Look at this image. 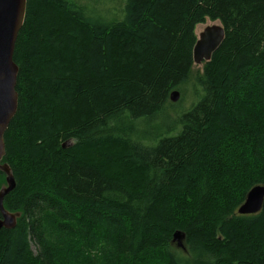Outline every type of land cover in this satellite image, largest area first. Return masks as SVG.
I'll return each mask as SVG.
<instances>
[{"label": "trees", "instance_id": "1", "mask_svg": "<svg viewBox=\"0 0 264 264\" xmlns=\"http://www.w3.org/2000/svg\"><path fill=\"white\" fill-rule=\"evenodd\" d=\"M123 1L112 23L76 0L26 1L2 161L16 184L3 206L20 216L0 230V264H264V206L237 214L264 186V0ZM206 19L225 38L197 101L174 135L143 134L189 81Z\"/></svg>", "mask_w": 264, "mask_h": 264}, {"label": "water", "instance_id": "2", "mask_svg": "<svg viewBox=\"0 0 264 264\" xmlns=\"http://www.w3.org/2000/svg\"><path fill=\"white\" fill-rule=\"evenodd\" d=\"M27 0H0V171L5 175V186L0 189V230L16 227L20 214L4 209L3 199L15 189V179L8 164L2 163L5 157V132L15 116L18 106L16 81L18 67L13 61L17 36L23 26ZM225 38L220 25L207 26L198 36L192 50L193 64L201 66L210 62L213 54L220 48ZM180 98L178 91H172L169 100L176 103ZM65 148V144L62 146ZM264 206V186L257 185L247 194L244 203L237 210L240 216L256 215ZM172 243L182 251L185 247V234L175 232Z\"/></svg>", "mask_w": 264, "mask_h": 264}, {"label": "rangeland", "instance_id": "3", "mask_svg": "<svg viewBox=\"0 0 264 264\" xmlns=\"http://www.w3.org/2000/svg\"><path fill=\"white\" fill-rule=\"evenodd\" d=\"M76 2L83 5V7H86L88 15L92 16V18L100 19L105 22H114V21H120L123 18V8H124V1L123 0H76ZM211 25H220L221 23L219 21H210L209 19H206V21L202 24H199L194 29V34L196 37L207 27ZM201 66L193 65L192 73L189 76V81L183 86H180L174 90L178 91L180 94V98L176 103H172L169 99L167 101V104L165 105V110L161 117L156 120L154 123L147 125L142 123L143 125L139 124L138 129L145 134V132L152 134L154 139H156L159 135H174L177 133L180 129L179 125V115L182 113L187 112V110L191 107V105L197 101V95L196 92H199V89L195 88V76L197 71H202ZM173 90V91H174ZM172 92V91H171ZM167 125H170L167 126ZM142 128V129H141ZM166 128V129H165ZM169 128V129H168ZM153 138L142 140L144 144L150 145L153 144V141H151ZM65 144V148H68L72 146V141H66L62 143V146ZM63 148V147H62ZM173 249L176 251H181L185 253V251H182L176 247V243H172ZM31 248L36 252V248L34 244H31Z\"/></svg>", "mask_w": 264, "mask_h": 264}, {"label": "bare ground", "instance_id": "4", "mask_svg": "<svg viewBox=\"0 0 264 264\" xmlns=\"http://www.w3.org/2000/svg\"><path fill=\"white\" fill-rule=\"evenodd\" d=\"M194 65V64H193ZM174 91H176V90H174ZM248 194V193H247ZM247 194H246V196H247ZM246 198V197H245Z\"/></svg>", "mask_w": 264, "mask_h": 264}]
</instances>
